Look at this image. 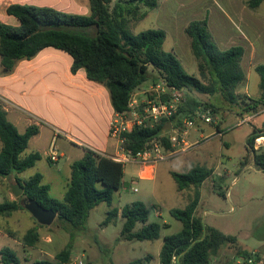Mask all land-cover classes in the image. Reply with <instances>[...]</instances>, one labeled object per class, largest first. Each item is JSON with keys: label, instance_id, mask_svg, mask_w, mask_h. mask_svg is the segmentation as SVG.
<instances>
[{"label": "trees", "instance_id": "trees-1", "mask_svg": "<svg viewBox=\"0 0 264 264\" xmlns=\"http://www.w3.org/2000/svg\"><path fill=\"white\" fill-rule=\"evenodd\" d=\"M263 0H248L246 5L255 9ZM159 0H88L89 14H76L51 6L12 3L5 8L7 16L16 24L0 22V71L9 73L20 60H29L45 48H53L71 57L70 71L83 70L87 80L102 85L109 95L111 107L116 113L129 110V100L134 91L150 79L148 67L155 68L167 86L192 90L199 94L217 96L211 103L186 98L168 120L171 125L191 118L197 109H209L214 113L218 97L235 100V88L244 81L241 68L244 49L240 45L221 50L215 43L207 24V18L190 20L184 27L190 52L197 63L200 79L189 75L173 52L163 50L166 33L162 29H146L132 34L128 29L130 19H142L146 11L156 9ZM93 33H90L89 30ZM254 71L264 88V64H257ZM167 120H160L153 128L134 127L124 134L122 148L132 154L142 152L153 138H161ZM38 128L31 125L23 133L7 119L0 104V180L32 168L41 156L38 152L23 155L27 144ZM259 137L255 131L247 138V152L251 153L254 167L264 172V150L257 152L254 141ZM162 141L164 140L161 138ZM169 148V145L166 144ZM242 167V165H241ZM212 169L196 165L185 173L172 172L177 190L194 187L191 201L184 208H171L169 214L181 223L179 232L163 237L158 264H210L211 257L227 244H237L233 235L217 228L204 226L195 216L199 200V188L211 174ZM123 166L108 157L86 149L82 158L70 165V178L62 200L49 195V186L42 183L40 173H34L21 182L22 197L35 200L41 207L57 213L56 219L69 226V238L53 261L35 260L30 264H70L74 231L83 230L92 208L100 203L111 205L113 193L122 185ZM21 197L0 202V217H9L24 209ZM25 210V209H24ZM118 214L123 220L120 236L124 240L152 241L159 238L160 230L168 228L165 223L148 222V211L141 201L124 205L120 211L111 208L103 224ZM142 226L133 231L137 224ZM40 226V225H37ZM37 226L24 233L22 244L33 247L39 240ZM237 255H248L237 244ZM139 260L131 264H139ZM0 264H20L12 248H0Z\"/></svg>", "mask_w": 264, "mask_h": 264}, {"label": "rangeland", "instance_id": "rangeland-1", "mask_svg": "<svg viewBox=\"0 0 264 264\" xmlns=\"http://www.w3.org/2000/svg\"><path fill=\"white\" fill-rule=\"evenodd\" d=\"M116 1L118 0H112L111 5ZM247 1L159 0L156 9L140 7V12L146 11V16L142 19H130L128 29L132 34L146 29L164 30L166 38L163 50L173 52L186 73L200 79L197 63L184 36V27L190 20L207 18L208 29L215 43L224 50L234 45L243 46L241 42L229 45L232 43L231 38L243 37L241 32H245V29L241 21L245 17L257 15L260 16V23L257 24V31L260 33L250 32L247 37L251 42L258 37L262 41L264 0L255 9L248 8ZM12 3L46 5L64 12L89 14L88 0H0V22L16 24V21L5 13V8ZM89 31L93 33L91 29ZM262 49L263 52L255 64H264V45ZM254 62L243 63L245 79L234 90L235 100L229 103L228 100L218 97L215 103L217 107L212 113L214 122L211 125H201L202 131L199 130L198 124V127H193L187 137V142L192 146L178 155L158 162L152 178H137L140 168L138 164L123 166V183L113 193L111 205L100 203L92 208L85 228L73 232L70 264H73L75 259L81 260L82 264H131L136 260L140 261L139 264H158L163 237L179 232L182 227L178 220L170 216L169 209L184 208L191 201L195 190L194 187L177 190L171 173H185L196 165L212 170L217 168V172L222 175L220 178L215 176L208 179L204 186L199 188L201 200L195 210V216L201 219L204 226L214 227L225 234L235 236L241 248L252 249L257 247L259 242H264V172L254 167L246 144L253 131H262V134L257 135H264V88L259 85L260 77L254 71ZM148 71L150 79L134 91L138 101L146 100L149 86L161 83L162 78L155 68L149 66ZM183 92L185 99L194 98L203 103H211L217 97L192 90L184 89ZM220 126L223 130L222 136L209 137L213 127ZM165 132L166 130L161 135H166ZM163 143L165 147L164 140ZM65 145L69 146L68 143L57 142L54 148L61 153L64 152ZM57 146L59 148L56 149ZM255 150L262 152L264 146H258ZM69 158L73 159L75 155L67 152L61 161ZM35 170L48 177L53 176L55 167L45 160L39 161L33 168L0 180V198L6 199L9 196L15 199L10 193L9 185L15 183L14 178L17 176L21 182L27 180ZM233 178H236L234 182ZM134 201H141L145 205L149 223L169 224L168 228L160 230L159 238L152 241L124 240L120 236L123 220L119 215L109 223L103 224L111 208L120 211L124 205ZM20 214L24 217L23 221H0V230L6 234H0V248L12 246L20 264H30L35 260L53 261L55 254L68 242L69 226L56 218L49 226H37L39 224L28 211L22 209ZM20 214L14 213L17 216ZM35 226L39 233L38 242L33 247L23 246L24 233ZM141 226L142 224H137L133 231ZM237 247V244L223 245L217 255L211 257L210 264H232V257L237 255Z\"/></svg>", "mask_w": 264, "mask_h": 264}, {"label": "crops", "instance_id": "crops-1", "mask_svg": "<svg viewBox=\"0 0 264 264\" xmlns=\"http://www.w3.org/2000/svg\"><path fill=\"white\" fill-rule=\"evenodd\" d=\"M259 18L260 16L257 15L243 18L241 21L245 29L241 34L243 37H232V43L229 44L239 42L243 44L244 54L240 62L242 70L244 62L255 61L254 66H256V59L263 52L264 40L261 41L258 37L251 42L247 37L250 32L260 33L259 30L257 31ZM71 62V57L66 53L45 48L29 60L18 61L9 73H0V104L6 112L7 119L19 133H23L31 125L38 128L37 134L30 138L25 149L27 151H24L23 155L38 152L41 156L39 161L45 160L55 167L53 176L45 177V174L39 170H35L34 173L41 174L42 183L49 186L50 197L57 200H62L67 189L71 163L82 158L86 149L107 157L113 155L117 148L116 141L107 134V124L114 113L108 92L102 85L87 80L83 70L71 73ZM198 128L200 131L203 130L201 125ZM219 129L223 134L221 126ZM257 133L262 134V131ZM259 137L263 139L261 146H264V135ZM57 142L68 143L69 146L65 145L64 152L58 153L54 148ZM51 149L59 155L55 163H51L48 158ZM67 152L75 155V158L61 161ZM223 174L225 175V172ZM221 175L222 173H218L217 168H214L200 188L208 179L215 176L220 178ZM235 180L236 178H233L232 182ZM6 199L14 200L9 196ZM3 200L4 198L1 197L0 202ZM200 200L201 195L197 207ZM20 212L22 209L13 212L9 217H0V221L16 219L23 221L24 217ZM0 234H3L1 230ZM3 235L6 236L5 233ZM8 247L12 248L10 245ZM241 249L264 253V242H259L257 247L252 249Z\"/></svg>", "mask_w": 264, "mask_h": 264}, {"label": "built area", "instance_id": "built-area-1", "mask_svg": "<svg viewBox=\"0 0 264 264\" xmlns=\"http://www.w3.org/2000/svg\"><path fill=\"white\" fill-rule=\"evenodd\" d=\"M237 29L240 31L238 27ZM183 90L169 87L161 79V83L148 87L147 92L149 94L144 101H138L136 98L137 93L134 92L129 100V110L123 113L114 112L108 121L107 134L109 138H113L116 141L117 148L113 155L107 157L122 164V166L130 163L138 164L140 168L137 178L149 179L152 178L154 167L158 162L178 155L192 146L187 142L190 130L197 124L211 125L214 122L213 114L209 109L199 108L190 119H183L180 124L174 126L170 124V129L165 132L166 135H161V138L169 145V148L166 147V144L164 147L160 137L151 139L145 150L136 154H132L122 148V143L125 141L124 134L130 133L134 127L153 128L163 119L169 122L168 120L176 112L179 105L185 101ZM221 136L222 132L217 127H213L212 132L209 134V137ZM260 139L261 137H258L254 141L255 149L261 146L262 142H259ZM48 158L51 163H55L59 155L54 149H51L48 153ZM136 191L137 189L135 188L134 192ZM232 259V264H264V253L250 251L248 255H235ZM176 260V255H173L171 264H175ZM73 264H82V262L79 259H75Z\"/></svg>", "mask_w": 264, "mask_h": 264}, {"label": "water", "instance_id": "water-1", "mask_svg": "<svg viewBox=\"0 0 264 264\" xmlns=\"http://www.w3.org/2000/svg\"><path fill=\"white\" fill-rule=\"evenodd\" d=\"M163 129L169 130L170 123L166 122ZM9 187L11 195L15 199L21 197V205H23L24 209L29 212V214L39 225L49 226L53 223V221L57 217V213L55 211H53L52 209H45L41 207L35 200L22 197L23 188L19 183H11Z\"/></svg>", "mask_w": 264, "mask_h": 264}, {"label": "bare ground", "instance_id": "bare-ground-1", "mask_svg": "<svg viewBox=\"0 0 264 264\" xmlns=\"http://www.w3.org/2000/svg\"><path fill=\"white\" fill-rule=\"evenodd\" d=\"M262 141H263V139H260V140H259V142H262Z\"/></svg>", "mask_w": 264, "mask_h": 264}]
</instances>
